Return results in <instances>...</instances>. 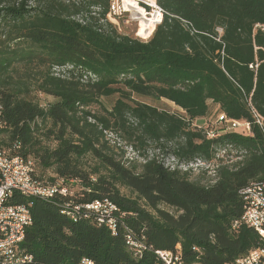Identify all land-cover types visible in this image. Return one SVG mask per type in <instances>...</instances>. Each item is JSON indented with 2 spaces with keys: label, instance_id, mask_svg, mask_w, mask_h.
<instances>
[{
  "label": "trees",
  "instance_id": "1",
  "mask_svg": "<svg viewBox=\"0 0 264 264\" xmlns=\"http://www.w3.org/2000/svg\"><path fill=\"white\" fill-rule=\"evenodd\" d=\"M157 2L163 20L143 41L119 32L111 20L126 17L112 15L110 0H0V146L34 160L40 181L67 189L52 198L14 193L32 214L19 245L32 260L18 264H164L156 250L177 246L185 264H231L264 246L254 228L233 227L244 212L241 190L264 179V123L248 104L264 120V0ZM32 64L42 67L34 82L14 77ZM34 90L55 100L42 105ZM116 93L107 107L102 97ZM209 101L252 132L195 125ZM108 133L143 161L119 158ZM150 145L177 165L145 154ZM193 164L214 178L194 177ZM106 199L118 207L115 232L87 207ZM128 233L144 241L141 256Z\"/></svg>",
  "mask_w": 264,
  "mask_h": 264
},
{
  "label": "built area",
  "instance_id": "2",
  "mask_svg": "<svg viewBox=\"0 0 264 264\" xmlns=\"http://www.w3.org/2000/svg\"><path fill=\"white\" fill-rule=\"evenodd\" d=\"M110 0L112 15L117 17L125 16L138 22L135 36L143 41H148L155 32L158 24L163 20L164 10L157 0ZM137 6H142L147 15L154 18L153 28L149 35L140 32L141 20L133 13ZM156 8V13H152L149 8ZM154 14H156L154 16ZM264 29V26H261ZM251 68H257L258 64H251ZM248 104L257 120L263 126L264 120L249 99ZM224 131L240 132L250 134L252 132L251 123L243 120L227 118L221 114ZM226 124V125H225ZM215 136L216 133H211ZM17 148L19 145H16ZM62 182V181H61ZM44 183L36 177V164L31 158L21 154L13 153L11 148L0 146V264L26 263L32 260V256L24 254L19 245L24 240L26 229L32 223L31 209L25 203H14L12 198L15 192H21L27 196H40L52 198L57 192L66 194L67 189L61 185ZM245 204L244 212L240 220L233 224L234 228L240 225H247L257 230L264 238V179L254 181L249 186L241 190ZM97 214L99 223L108 225L114 232L116 231L115 213L118 207L112 201L96 200L87 205ZM127 244L134 251L136 256H141L146 248L143 240L128 233ZM164 264H185L181 247L176 250H156ZM82 264H93L87 258L82 260ZM231 264H264V246L252 249L248 254L240 257Z\"/></svg>",
  "mask_w": 264,
  "mask_h": 264
},
{
  "label": "rangeland",
  "instance_id": "3",
  "mask_svg": "<svg viewBox=\"0 0 264 264\" xmlns=\"http://www.w3.org/2000/svg\"><path fill=\"white\" fill-rule=\"evenodd\" d=\"M149 10L152 13H156V8H149ZM135 16V15H134ZM112 22H114L117 27L119 32L124 33V34H130V35H135V32L137 31V26H138V22L132 20L130 17L129 18H122V19H116V18H112L111 20ZM145 25V21L141 20V28ZM153 24H151V27H149V30L152 29ZM147 34V33H146ZM145 34V35H146ZM149 34V31H148ZM147 34V35H148ZM19 71L18 73H14V77L15 78H26V76H32L31 78V82H34L35 78L39 76L38 71L40 72L42 70V67H40L38 64H32L30 67H26L24 65H19ZM30 68V69H29ZM66 67H58L55 66L53 68V71L56 74H66ZM27 76V77H28ZM33 97H35L36 100H38L42 105H47L49 102H53L55 100L54 97H52L51 95H45L43 93L37 92L36 90H34L32 92ZM119 97V93H116L112 96H108V97H102V101L104 102V104L111 108L116 100ZM135 100L141 101V102H145V103H149L151 105H154L160 109L163 110H168L170 112H175L178 113L180 115H184L186 114L185 111L177 106L174 102L167 100V99H160V98H155V97H151V96H144V95H140V94H132V97ZM220 109H219V105L209 101V112L207 114V116L205 118H197L194 120V124L200 127L203 126H208L212 124H218L219 126L223 127L224 123L223 121L220 120ZM226 125V124H225ZM5 138V135H0V141L2 139ZM108 138L111 140L113 145H116L117 149V156L119 158H122L124 160H130V159H136L139 160V162L143 161V157L141 155H139V153L132 148L130 145L126 144L125 141L121 140L120 137L117 136L116 133H108ZM121 145V146H120ZM145 154L149 155V156H153V155H159L160 159H163L164 162L169 165V166H176L177 162L175 160V158L173 156H168L165 153H160V151L158 149H156L154 147V145H150L146 150H144ZM192 169H193V174L194 177L195 176H201L204 178L203 180L206 181L208 179H213L214 178V170L210 169L209 173H206L203 175L202 171H201V167H199L198 165H191ZM181 167L183 169H186L189 166H185V165H181ZM204 168V167H203ZM39 174L41 172V169L39 167ZM78 186H73V192H75V190H77ZM125 192L127 194H132V196L135 194L133 192H130L129 190H125ZM163 208H166L168 210H170L173 213H176V210L170 206H167L165 204H162Z\"/></svg>",
  "mask_w": 264,
  "mask_h": 264
},
{
  "label": "bare ground",
  "instance_id": "4",
  "mask_svg": "<svg viewBox=\"0 0 264 264\" xmlns=\"http://www.w3.org/2000/svg\"><path fill=\"white\" fill-rule=\"evenodd\" d=\"M152 2H155V1L152 0ZM133 15H135L136 17L139 16L140 20L145 21V25L142 27L140 32L143 33V34H146V33L148 34V31H149V34H150L152 29L149 30V27H151V24H153L152 22L155 21V19L149 17L142 6H137V8L135 9ZM155 15L156 14H154V16ZM152 27H153V25H152Z\"/></svg>",
  "mask_w": 264,
  "mask_h": 264
}]
</instances>
